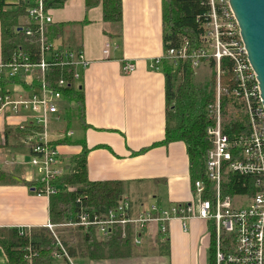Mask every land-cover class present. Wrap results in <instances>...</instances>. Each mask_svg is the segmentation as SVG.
<instances>
[{
	"label": "built area",
	"instance_id": "obj_1",
	"mask_svg": "<svg viewBox=\"0 0 264 264\" xmlns=\"http://www.w3.org/2000/svg\"><path fill=\"white\" fill-rule=\"evenodd\" d=\"M23 1L27 5L30 25L20 31L25 37L37 38L38 59L30 62L28 53L17 52L8 62H0V77L19 76L29 87L26 91L0 92V116L25 118L24 123L17 125L20 131L28 126L37 129L26 141L31 155L26 165L34 175L27 181L34 184L35 195L49 201L59 192L56 183L64 174L57 147L46 139V130L50 120L58 123L62 119L59 112L62 95L56 88L64 89L67 83L60 79L56 88L47 83L54 67L73 69V78L77 81L79 70L85 69L88 63L81 51L58 49L45 41V25L52 23L46 0ZM197 1L207 7V13L196 19L202 30L199 46L188 49V42L183 39L178 47L164 49L153 61L152 68L158 70L163 63L173 68L188 65L191 70L212 65L216 97L206 108L213 125L206 130L211 148L205 154V181L191 183V198L184 204H172L166 209L142 204L139 210H134L123 198L118 206L103 215L80 210L75 219L64 224L48 222L44 227L51 232L56 227L94 228L98 238L105 240L118 227L124 239L127 229L131 228L133 243L139 246L144 237L166 234V224L171 221H178L183 231L190 221H201L206 225L208 247L214 233V264H264V107L256 75L249 64L228 0ZM109 47L107 44L103 50L105 56ZM223 60L229 61L236 83L229 93L234 102L232 106L235 112L245 115L247 123V130L234 138L223 133L219 99V80L225 74L220 69ZM135 68V64L128 61L123 63L121 72L129 75ZM67 135L73 136V132ZM234 176L246 179L247 192L235 193L231 179ZM54 237L51 255L68 264H76L68 257L60 240ZM34 255L32 253L27 259Z\"/></svg>",
	"mask_w": 264,
	"mask_h": 264
},
{
	"label": "crops",
	"instance_id": "obj_2",
	"mask_svg": "<svg viewBox=\"0 0 264 264\" xmlns=\"http://www.w3.org/2000/svg\"><path fill=\"white\" fill-rule=\"evenodd\" d=\"M121 4L119 27L104 22L101 4L86 10L84 0H66L60 7L49 8L52 24L65 30L58 41L66 47L58 49L79 48L88 65L79 70L77 79L84 94L85 127L73 123L69 130L73 136L68 137V132L59 129L62 118L57 127L50 129L48 125L46 139L51 143L64 137L73 141V145L56 146L60 157L67 156L69 161L85 146L90 182H122L124 198L130 204L132 200L140 206L166 209L187 203L191 186L184 144L152 147L163 141L165 129L164 75L160 68H152L164 50L162 4L161 0H121ZM107 44L110 47L105 56ZM128 61L136 68L124 75L121 67ZM24 121L23 117L0 116V169L7 175L0 184V228H41L49 222V201L35 195L25 183L33 172L25 165L29 144L20 142L27 141L37 129L30 128L28 136H20L17 125ZM74 125L80 128V136H76ZM205 232L201 221H190L186 231L178 221H171L166 224L167 256L153 250L160 237L149 236L139 245L140 256L120 260L119 264H181L184 255L186 264H205L204 250L199 249V244H208ZM0 264H4L1 250Z\"/></svg>",
	"mask_w": 264,
	"mask_h": 264
},
{
	"label": "trees",
	"instance_id": "obj_3",
	"mask_svg": "<svg viewBox=\"0 0 264 264\" xmlns=\"http://www.w3.org/2000/svg\"><path fill=\"white\" fill-rule=\"evenodd\" d=\"M66 0H46V6L60 7ZM85 9H91L99 4L102 7L104 22L119 27L122 21L121 0H84ZM162 11V42L163 49L178 47L183 39L188 42V49L199 46L201 34L197 17L207 13V7L197 0H161ZM27 5L23 0H0V35L1 62L6 63L17 52L28 53L30 62H37L39 47L37 38L25 37L21 28L30 24L27 20ZM45 41L53 44L62 38V25H45ZM73 51H79L76 48ZM211 76L203 85L193 83V72L188 65L173 68L166 63L160 66L165 82V129L164 139L156 146H167L170 143L181 142L185 146L188 158L190 181H205V154L211 148L206 130L213 125L207 117L206 108L214 103L216 97V76L210 65ZM221 75L219 80L220 104L224 120L223 133L230 138L247 130L246 117L235 112L232 106L233 98L229 95L236 83L231 72L230 63L221 61ZM71 68L54 67L51 69L48 86L57 87L60 79L65 80L67 87L57 89L62 95L60 106V131L69 132L72 124H84V94L73 78ZM8 84L17 85L18 91H26L29 87L21 77H0V92L6 90ZM28 126L19 135L28 136L31 130ZM7 134V133H6ZM26 141L21 139L20 144ZM58 145H73L74 142L64 137L51 143ZM84 147V148H83ZM82 147L80 154L69 161L68 172L56 183L59 192L49 199V222L52 225L64 224L69 219H75L80 210L103 215L118 206L124 198V184L119 181L90 182L87 178L86 158L88 150ZM30 150V146H29ZM146 150V149H145ZM144 150V151H145ZM31 155H29V158ZM29 158L27 161H29ZM26 165V164H25ZM7 175L0 169V184L4 183ZM235 193L247 192L244 186L247 181L242 177L231 178ZM29 188L34 184L25 182ZM79 201V202H78ZM134 210H139L140 202H131ZM131 229V228H130ZM127 229L126 238L121 237V228H115L108 238H98L94 228L84 230L81 227H56L54 234L46 227L18 229L0 228V250L4 264H50L55 244L54 235L60 240L68 257L72 261H88L102 263L106 261L129 259L140 256V246L133 243V236ZM209 231L212 229L209 226ZM156 247L153 249L158 255L165 257L169 254V243L166 234H160ZM35 255L30 260L31 254ZM207 264H214V233L209 240Z\"/></svg>",
	"mask_w": 264,
	"mask_h": 264
},
{
	"label": "water",
	"instance_id": "obj_4",
	"mask_svg": "<svg viewBox=\"0 0 264 264\" xmlns=\"http://www.w3.org/2000/svg\"><path fill=\"white\" fill-rule=\"evenodd\" d=\"M264 107V0H228ZM33 191V189L31 190Z\"/></svg>",
	"mask_w": 264,
	"mask_h": 264
},
{
	"label": "rangeland",
	"instance_id": "obj_5",
	"mask_svg": "<svg viewBox=\"0 0 264 264\" xmlns=\"http://www.w3.org/2000/svg\"><path fill=\"white\" fill-rule=\"evenodd\" d=\"M53 44H54V46L56 48L66 47V46H62L59 43L58 40H55ZM192 72H193V79L192 80H193V83H195V84L203 85L206 80H209L210 79V76H211V70H210V68L208 66H201L197 70H192ZM19 89L20 88L17 85H14V84H8L6 86V90H8V91H15V90L18 91ZM227 119H228V114L225 115V119L224 120H227ZM74 123H76V122H74ZM57 125H58V123L49 122V128L50 129L57 127ZM73 129H74V132H75L76 136H80L82 134L80 128H78L77 125H74ZM60 159L62 160L61 163H62V171H63V174H66L68 172V167L67 166L69 164V157L62 155L60 157ZM27 178L33 179L34 178L33 173H31V175L28 176ZM191 183L192 182L190 181V186H191ZM150 200L151 199L149 198L148 201H150ZM131 202H133V201L131 200ZM22 229H25V228H22ZM52 232L55 233L54 230H52ZM199 249L200 250H204L205 255L203 256V260L205 261V264H207L208 244L205 243L204 247H202L201 244H199ZM120 260H123V259L107 261L106 263L107 264H119V262H121ZM186 262H187V256L184 255L183 256V261H182L181 264H186ZM75 263L76 264H94V263H91V262H88V261H75ZM50 264H68V263H67V261H65L62 258H57V257H53L52 256L51 257V260H50Z\"/></svg>",
	"mask_w": 264,
	"mask_h": 264
}]
</instances>
